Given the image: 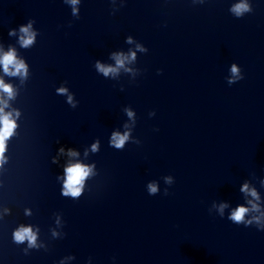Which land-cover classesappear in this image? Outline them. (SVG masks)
Wrapping results in <instances>:
<instances>
[{"label": "water", "instance_id": "water-1", "mask_svg": "<svg viewBox=\"0 0 264 264\" xmlns=\"http://www.w3.org/2000/svg\"><path fill=\"white\" fill-rule=\"evenodd\" d=\"M240 2L80 0L73 16L67 0H0V57L14 49L28 69L0 64L17 125L0 164V264H264V231L228 219L249 200L264 211V0L236 17ZM114 54L129 58L104 76L96 64L116 68ZM233 64L244 78L229 85ZM75 164L92 171L65 197ZM21 226L35 247L14 240Z\"/></svg>", "mask_w": 264, "mask_h": 264}, {"label": "clouds", "instance_id": "clouds-1", "mask_svg": "<svg viewBox=\"0 0 264 264\" xmlns=\"http://www.w3.org/2000/svg\"><path fill=\"white\" fill-rule=\"evenodd\" d=\"M71 5H73L72 8V15L77 16L78 9L75 7V5L79 4L80 0H67ZM230 11L236 16V17H242L244 13L252 12L253 9L249 5V3L246 2V0H241L240 3L234 4ZM32 28V22L30 21L26 26L20 27V32L23 33V35L20 37V43L21 46L24 48H28L34 43L36 33L31 30ZM14 30L9 32V35H13ZM128 42L131 43V37H128ZM139 50L144 51L145 49L140 48V46H137ZM129 57H125L123 54H114V59L116 61L117 67H110L105 66L103 64H100L97 62L96 68L99 72L103 73L104 76H108L110 73H115L118 68L123 67L125 60ZM131 58H135V53H131ZM0 64L3 65L4 73L7 75L12 76H21L22 78H26L28 74L27 65L24 63L23 60L17 59L16 53L14 49H10L8 52L4 53L2 57H0ZM231 73L232 77L228 80L229 85H232L236 83L237 81L242 80L243 74L241 73V70L233 64L231 67ZM0 91L7 94L8 99L14 98L15 92L11 85L5 84L3 79H0ZM57 93L64 95L68 93V90L64 87H60L57 89ZM0 103L3 104V107H0V164L4 162V153L6 151V141L13 135L15 128L17 127L15 120L12 118V113H5L4 108L8 106L7 100H0ZM68 103L73 104L72 96L68 95ZM73 107L75 105L73 104ZM17 116H19V113H16ZM129 116H132L131 112H128ZM128 134L125 133L124 135H121L120 133L116 132L113 133L111 143L116 149H122L125 141L128 140ZM97 148V145H93V151H95ZM60 151H63V148L60 149ZM92 169L88 166L81 165V164H75L65 169L66 172V180L63 184V191L62 195L65 197H79L82 193L83 183L85 179L89 176ZM166 183H171V178L167 177L165 178ZM148 193L149 195H156L158 193V187L156 183H150L148 184ZM241 191L249 193L255 200H259V196L257 192L254 189H249L248 185L245 184ZM164 194L168 195V190H164ZM249 207L244 206H238L234 210L231 211L230 216L228 219L232 221L234 224L237 225H244L245 227L252 226L255 224L258 228V230L264 231V211H261L259 205L257 203H254L253 201H248ZM228 207L227 204H220L218 206V211L220 212L221 216H223L224 209ZM250 213H259V215H252L250 218H247ZM55 235V233H54ZM14 240L17 243H23L27 240L29 247H35L36 246V240L37 236L36 233L33 232L31 227H24L21 226L18 230L14 232Z\"/></svg>", "mask_w": 264, "mask_h": 264}]
</instances>
